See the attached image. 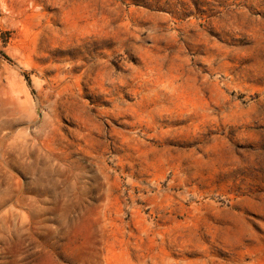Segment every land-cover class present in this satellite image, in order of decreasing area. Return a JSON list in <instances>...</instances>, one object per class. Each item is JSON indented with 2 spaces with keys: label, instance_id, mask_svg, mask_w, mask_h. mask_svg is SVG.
Returning a JSON list of instances; mask_svg holds the SVG:
<instances>
[{
  "label": "rangeland",
  "instance_id": "1",
  "mask_svg": "<svg viewBox=\"0 0 264 264\" xmlns=\"http://www.w3.org/2000/svg\"><path fill=\"white\" fill-rule=\"evenodd\" d=\"M0 264H264V0H0Z\"/></svg>",
  "mask_w": 264,
  "mask_h": 264
}]
</instances>
